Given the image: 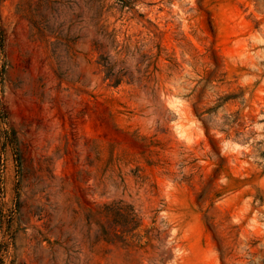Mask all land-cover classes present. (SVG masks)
<instances>
[{
  "label": "rangeland",
  "instance_id": "rangeland-1",
  "mask_svg": "<svg viewBox=\"0 0 264 264\" xmlns=\"http://www.w3.org/2000/svg\"><path fill=\"white\" fill-rule=\"evenodd\" d=\"M0 264H264V0H0Z\"/></svg>",
  "mask_w": 264,
  "mask_h": 264
}]
</instances>
